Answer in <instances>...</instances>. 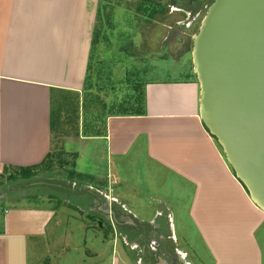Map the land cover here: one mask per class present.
I'll return each mask as SVG.
<instances>
[{
  "label": "crops",
  "instance_id": "obj_1",
  "mask_svg": "<svg viewBox=\"0 0 264 264\" xmlns=\"http://www.w3.org/2000/svg\"><path fill=\"white\" fill-rule=\"evenodd\" d=\"M100 10V0H0V179L35 167L50 153L63 150L76 155L75 171L89 178L86 183L90 185L81 187L88 190L63 189V185L49 182L35 181L31 185L47 186L70 199L73 193H80L85 203L74 204L70 199L61 203L81 213L84 208L101 211L111 223L116 219L111 213L118 205L121 221H138L166 230L171 224L175 234L176 219L184 214L198 232L202 247L210 249L212 264H264V213L252 202L201 121V88L194 65L186 78L171 82L147 80V73L145 78L125 76L116 80L107 71L106 78H101L102 66H109L110 61L126 59L127 65L132 61L121 49L120 39H115L118 47L103 54L101 40L106 39L103 41L107 47L110 40L105 37L106 30L96 36L101 29ZM89 76L93 92L100 97L104 93L107 115L103 120L88 121L85 116ZM140 85L141 91L144 85L146 113L113 115L125 112V104L132 96L137 97ZM70 97L78 99L79 121L69 124L73 133L65 134L70 131L59 119L53 127L52 111L57 107L56 112H60ZM97 103L90 105L92 110L100 108ZM53 128L61 130L67 141L58 139ZM55 140L63 142L61 147ZM74 141L83 146L90 142L103 144L106 154L97 151L94 157L97 162L107 163L106 172L99 168L90 174L80 172L77 163L83 153L67 150ZM100 186L123 204L108 200L100 207L95 190ZM130 188L136 189L135 193ZM132 195L140 196L143 205L150 203L141 210L134 205ZM14 196L0 202V264H52L40 253L48 251L51 226L54 223L58 227L63 218L60 208L50 203L56 195H36L42 196L37 198L40 201L30 195L22 202ZM125 211L129 217L123 216ZM97 218H90L87 224L99 226ZM84 230L94 232L89 227ZM91 238L104 246L115 240L97 234ZM196 244L192 243L194 249ZM84 246L91 264H99L100 250L92 252L86 241ZM112 254L111 264H119L114 248Z\"/></svg>",
  "mask_w": 264,
  "mask_h": 264
},
{
  "label": "rangeland",
  "instance_id": "obj_2",
  "mask_svg": "<svg viewBox=\"0 0 264 264\" xmlns=\"http://www.w3.org/2000/svg\"><path fill=\"white\" fill-rule=\"evenodd\" d=\"M105 4L108 7L106 9H104ZM139 8L141 10H139ZM100 9L102 10V13L101 10L99 13V16L101 15L99 20L100 28L102 29V32L103 30H106L105 37L110 40L109 47H107L104 43V41L106 42V39H103L104 41L101 40V46L103 47L101 50L103 54L104 52L107 53L110 48H114L115 46L118 47L119 44L118 46L115 44V39H120L121 41L119 42L121 43V49H123L126 53L127 58H130L132 61L131 65H127L126 59H117L110 62L105 60V63L109 62V66H102V73L99 71L101 73V78H106L105 73L107 71H110L112 78L116 80H122L125 76L126 78L129 76L135 78H145V73H147V80L171 82L180 78L184 79L191 72V68H193V37L199 32L202 22L207 15L208 8H204L200 15H189V13L185 14L176 11L178 10L176 7L168 9L155 3L143 0H100ZM163 11H165V13ZM113 56H115V53ZM91 82L92 80L89 84H91ZM103 94L104 93H101L102 99ZM87 99L89 100L90 97H87ZM90 105L92 104L87 102L86 106H88V110H90L87 115V119L89 121L93 118L103 120V118L107 115L104 113L106 109L104 110L100 107L99 109L94 108V110H92L93 108L92 106L90 107ZM96 111H98V115H96ZM64 127L67 131H70L71 127H69V124H64ZM69 133L73 132L70 131ZM59 137L62 141H67V137L62 136L61 134H59ZM55 142H57V146L59 145L60 147L63 143L57 140H55ZM67 150H76L77 152L83 153V157L80 158L77 163V168L80 172L90 174L94 173L98 168L102 170V172H106L105 164L107 163L103 161L97 162L94 157V153H97V151H101L102 156L106 154V148L103 144L90 142L89 144L87 143V145L83 146L80 142L74 141L67 145ZM66 158L69 160V163H71L70 167L68 165L69 168L76 167V158H74L71 153H67ZM56 166L61 169L59 167V163H56ZM32 181L61 184L63 185V189L71 187L76 189L78 192L88 190L82 189L84 188L82 186L89 184L86 183V180L79 181L77 178L75 181L68 178V176L59 173L56 175H38ZM74 182H76V185H74ZM0 183H3V186H0L1 203L9 201L10 197L12 199V196H14L13 194H15L14 200H21L30 195H41L45 192H51L53 195H56L54 199L50 200V203L52 207L56 206L57 208H60L58 209L60 219L61 217L63 218L58 227H56V224L54 223L51 226L52 233H50L47 237L49 244L47 249L48 251L40 253L45 254L46 260L50 259L52 264H91L90 256H87L85 253L88 251V249L84 246L85 241L88 248L92 252L100 250L99 253L102 258L98 260L99 264H111V260L114 257V254H112L113 248L115 249V257L119 260V264L141 263L140 247L136 249L137 246L132 241L134 236L129 234L131 230L127 228V224L125 225L123 223L124 221L122 222L119 220L118 226L116 225L113 227L111 221H106L108 217L106 218L104 213L101 211L92 212L84 208L83 213H81L77 210V208L69 207L64 203H61L64 200L69 201L70 198H68V195L51 190L47 186L38 188L37 186L31 185V183L22 180H19L17 183H9V180L5 177L0 179ZM95 188V190H97L96 192H98L97 194L99 198L102 200L99 201L100 207H104L108 200L110 202L118 201V203L123 204L121 199L116 198L114 195H109L108 189H105L104 186ZM128 190L135 193L136 189L130 188ZM149 191L148 192L151 193V190ZM190 191H192V189H190ZM76 193L77 192L72 194V199L70 200H74V204L85 203L86 200L82 199V195L80 193ZM112 193L114 194V189L112 190ZM42 196H36L35 200ZM132 197H135L134 205L138 208L142 207L141 210L147 207L144 206L146 203H150L143 202V205L140 196L132 195ZM47 201L49 200H45V202ZM19 202H22V200ZM60 205L61 207H59ZM114 207L116 208L114 211L120 212V206L117 205ZM124 207L125 206H123V208ZM137 212H139V209H137ZM66 214H70V217L65 218ZM73 215H77V217H74ZM123 216L129 217L128 212L125 211ZM94 217L100 218L99 220L101 223L99 226L95 224L93 225L92 222L87 224V222L92 220L90 218ZM176 221L177 231L175 234L177 238H175V234H173L174 232L171 224L170 228L168 227V229H172V235L175 238L173 243L174 245L170 244V246L177 249V252L183 255L188 264H212L213 259L209 255L210 249L208 248L206 250L202 247L200 236L198 232L195 231L192 223L184 218V214H179L178 220L176 219ZM83 222L86 223L85 227L83 226ZM102 224L105 225L102 226ZM135 224H139V222L135 221ZM182 225L185 226V228ZM88 227L94 229V232L88 231V233H86L84 229H88ZM162 230L167 233V230L164 227ZM120 231H123L124 235L121 236L119 234ZM93 234L100 236L104 235L106 238H109V240L115 239L113 240L114 243L104 246L101 241H96L91 238ZM126 234L131 235V237L133 236V238L129 239ZM186 237L190 238L192 242L188 241ZM70 239H73V241L70 242ZM193 242L197 243L196 246H198L195 249L192 245ZM131 246L135 247V251L130 250ZM168 249H170L169 252L172 253L171 250L173 249Z\"/></svg>",
  "mask_w": 264,
  "mask_h": 264
},
{
  "label": "water",
  "instance_id": "obj_3",
  "mask_svg": "<svg viewBox=\"0 0 264 264\" xmlns=\"http://www.w3.org/2000/svg\"><path fill=\"white\" fill-rule=\"evenodd\" d=\"M193 42L201 121L264 213V0H214Z\"/></svg>",
  "mask_w": 264,
  "mask_h": 264
},
{
  "label": "trees",
  "instance_id": "obj_4",
  "mask_svg": "<svg viewBox=\"0 0 264 264\" xmlns=\"http://www.w3.org/2000/svg\"><path fill=\"white\" fill-rule=\"evenodd\" d=\"M108 8L107 5H104V9ZM141 8V7H140ZM139 8V10H141ZM103 9V11H104ZM162 12V11H160ZM165 13V11H163ZM102 13V10H101ZM107 13V12H106ZM104 14V12H103ZM101 16V15H100ZM101 18V17H100ZM102 29L98 30L96 35L97 37L102 35ZM121 41V40H120ZM89 80L91 81V77H89ZM87 82V86L85 88V93H86V100H85V110L86 112V116L88 115V112L90 110H88V103H97V101L100 104V107L102 109H104L106 107V102L104 101V99H102L99 96L98 92H93V83L91 82V84H89V81ZM138 85V84H137ZM141 87L142 85H140V92H137V97H131L129 98V101L125 104V112H121V113H114L113 115H120V116H142L144 115L145 112V92H144V85L141 91ZM138 88V87H137ZM87 97H90V99L88 100ZM55 104V102H53V105ZM65 107L61 108L60 112H56L57 107L53 108L52 111V116H53V127L56 123V121L59 119L60 124L64 125V124H76L75 122L78 123L79 121V103H78V99L76 97H70L65 99L64 102ZM115 108V107H114ZM112 108V109H114ZM60 113V115L58 114ZM62 113V114H61ZM98 115V114H96ZM65 116V117H64ZM88 120V119H87ZM89 121V120H88ZM85 124H87L88 126V122ZM55 131V135L56 137L59 139V131L61 130H56L55 128H53ZM75 133H77V129L75 130ZM65 132V131H64ZM99 134H101V132L98 130ZM69 132H65V134H67ZM67 156V152L63 151V150H58L56 152H52L50 153L46 159L39 165L29 168V169H20V171H17L16 173H12L11 176H8V174L5 176V178H7L9 180V183H17L19 182V180L22 181H26L29 183H33L32 180H34V178L38 175H42V174H48V175H56L57 173L59 174H63L68 176V178L72 179V180H77V178L79 179V181H83V180H87L89 179L88 177L84 176V175H80L75 171V167L74 168H69L70 164L69 160L66 158ZM74 158H76V155H72ZM56 163H59V167L61 169L58 168V166H56ZM69 165V167H68ZM3 178V177H1ZM86 178V179H84ZM5 184V183H4ZM3 186V183H0V186Z\"/></svg>",
  "mask_w": 264,
  "mask_h": 264
},
{
  "label": "flooded vegetation",
  "instance_id": "obj_5",
  "mask_svg": "<svg viewBox=\"0 0 264 264\" xmlns=\"http://www.w3.org/2000/svg\"><path fill=\"white\" fill-rule=\"evenodd\" d=\"M150 3H155L165 8L176 7L179 12L189 13V15H200L204 8H209L214 0H143ZM100 199V198H99ZM102 201V200H101ZM114 215L116 217L115 221H112V225L118 226L119 215L115 211ZM123 222V221H122ZM168 222H171L168 218ZM127 224V228L131 230L129 234L134 236L132 240L136 244V249L140 250V264H188L183 255L177 252L174 245V239L172 238L171 229L167 228V233H165L162 228L156 225H144V224H132L127 221L123 222ZM170 225V224H169ZM144 226V227H143ZM146 226V227H145ZM152 227V228H151ZM148 228V229H146ZM119 234L124 235L123 231ZM127 235L129 239L133 238L131 235ZM118 235V234H116ZM168 243V244H167ZM173 250L170 253V249ZM131 251H135V247L131 246Z\"/></svg>",
  "mask_w": 264,
  "mask_h": 264
}]
</instances>
